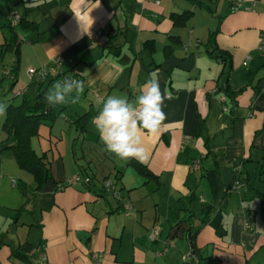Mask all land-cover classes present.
<instances>
[{"label":"crops","instance_id":"crops-1","mask_svg":"<svg viewBox=\"0 0 264 264\" xmlns=\"http://www.w3.org/2000/svg\"><path fill=\"white\" fill-rule=\"evenodd\" d=\"M2 1L35 23L27 31L35 39L30 62L50 69L46 83L82 71L81 115L91 112L88 132L96 136L87 141L106 150L92 123L102 101H135L148 79L166 94L167 119L157 132H142L148 158L134 160L148 175L128 160L113 174L120 200L103 187L105 155L91 161L94 172L89 164L72 172L52 145L32 147L45 152L51 175L39 191L2 155L0 264H97L94 254L98 264H198L192 233L202 264H264V0ZM185 10L192 17L173 25L171 15ZM30 82L16 97L34 95ZM52 126L47 140L55 145ZM75 175L90 185H67ZM237 180L243 185L233 191Z\"/></svg>","mask_w":264,"mask_h":264},{"label":"trees","instance_id":"trees-1","mask_svg":"<svg viewBox=\"0 0 264 264\" xmlns=\"http://www.w3.org/2000/svg\"><path fill=\"white\" fill-rule=\"evenodd\" d=\"M21 0H11L12 7H16ZM193 4H197L198 6L201 5L198 0H188ZM10 10H15L13 8L8 9L7 11H4L2 14L5 18V23L0 26V29L2 31L3 36V42L0 44V59L2 58L3 54L6 51H11L14 53L16 57V62L12 65V68L9 70V72L5 69H3V75L7 76L11 83H10V90L17 82V76H18V57L20 54V39H19V32H27L30 30V28L35 24L34 22L28 21L25 17H22L20 13L18 12L20 18L18 20V23L15 26H12L8 19L6 18L7 13ZM193 15L192 11L185 10L182 13L179 14H172V22L175 26H182L185 24V22L190 19ZM6 29V32L4 31ZM33 36H30V43L33 42ZM24 41V39H23ZM151 44V42H150ZM209 51V50H208ZM210 52V51H209ZM223 58V62H224ZM45 66V65H41ZM40 67V66H38ZM35 67V68H38ZM48 68V67H47ZM77 68V67H73ZM61 74L63 76V79L65 76H67L71 70ZM49 69V68H48ZM79 69V68H78ZM228 72H226L227 75ZM48 78H46L43 81H31L30 84L35 88V93L33 96L28 97L27 99H22L20 103L14 104L10 103L8 104L7 108V115L6 118H3L2 121V132L4 134V139L0 141V159L2 155H8L13 157L15 160L17 166L19 169L23 170L24 172L31 175L33 180V190L39 191L43 188L44 184L47 180L51 178L49 166L47 165L45 161V152H42L41 154H37L34 149L31 146V139L33 137L38 136L39 128L42 124H49L51 125L57 118L58 113L61 109H59V106H56L55 108H51L48 106L46 101L44 100L45 94L50 89V86L53 84L52 80L46 83ZM62 79V80H63ZM226 80V77H225ZM228 85L226 83V87L224 88L225 91H228ZM91 118V112H87L81 116H79L77 119L73 121L72 124L75 125V127L79 126L80 128H85ZM87 133V138L89 140L96 139V136L92 132ZM128 165H131L134 167L138 172H140L143 175H148L147 171H145L146 168L139 162H137L134 159H129L127 161ZM84 177V176H82ZM89 178V177H88ZM107 181V180H106ZM91 179L89 178V183H84L86 185H90ZM112 183V182H111ZM105 184V181L103 182ZM114 185V184H113ZM104 187V185H103ZM105 189V187H104ZM106 190V189H105ZM119 191V190H118ZM111 195H113L112 191H107ZM120 195V192H118ZM113 197H115L113 195ZM116 198V197H115ZM118 199V198H116ZM121 199V195H120ZM118 199V200H120ZM128 203L130 208H126L125 204ZM122 205L125 208V213H128L131 209V204L128 201H124ZM158 234V232H157ZM194 235L191 234V254L197 255L198 264H202L201 257L199 256V249L195 247L193 242ZM191 254L188 255V259L192 256Z\"/></svg>","mask_w":264,"mask_h":264},{"label":"clouds","instance_id":"clouds-1","mask_svg":"<svg viewBox=\"0 0 264 264\" xmlns=\"http://www.w3.org/2000/svg\"><path fill=\"white\" fill-rule=\"evenodd\" d=\"M85 90L83 80L65 77L57 80L44 96L49 107L75 104ZM166 94L159 82L148 79L141 87L135 101L127 97L108 96L102 101V108L92 123L99 132V138L108 152L121 160L137 159L145 162L148 158L142 146V132H157L167 119L163 111ZM8 105L0 103V117L6 118Z\"/></svg>","mask_w":264,"mask_h":264},{"label":"rangeland","instance_id":"rangeland-1","mask_svg":"<svg viewBox=\"0 0 264 264\" xmlns=\"http://www.w3.org/2000/svg\"><path fill=\"white\" fill-rule=\"evenodd\" d=\"M4 11H6V4L2 0H0V26H2L6 22L2 14ZM4 31L6 32V29H4ZM30 36L31 32H19V39L21 41L20 49L21 51L22 48L24 49L22 51V58L19 56L17 59L19 67L17 76L18 80L11 90V81L7 76L3 75L2 69H5L9 72L14 62H16V57L13 52L6 51L0 59V103L7 104L8 100L11 98L13 99L15 104L20 103L22 96L13 97V93L20 90V83L26 85L28 81L26 65L31 63L33 67H37L35 63L30 62L31 52L30 49H28ZM2 42L3 36L2 31L0 29V44ZM51 87L52 85L50 86V88ZM83 106L84 105L80 103V101L75 104L69 103L68 105L59 106V109L61 110L58 113V116L54 123H52L53 126L51 128V136L49 137H57V139H60L61 142H57V144H55L57 146L49 143L47 140V136L49 135L50 130L49 124H42L40 126L41 135L38 138L35 137L32 139V147L39 153L40 149H43L44 146L45 148H49V145H52V150L55 151V154H60L62 160L65 162V165L67 166V168H71L72 172L76 171V169L78 168L77 165H79V169H82L83 171V168L86 166V164H89L90 169L94 172V164L91 161H93V159L101 158L105 155L108 158L107 162H110L108 163L109 165L106 166L108 167V170H104L106 172L104 175L108 176L107 181L112 182V184H117V181L113 174L116 173V170L119 171V174H123L125 172L123 169L125 162L116 157L114 154L108 151L106 152V150L101 146V144H92L87 141L86 131L89 130L87 126L85 128H80L79 126L75 127V125L71 124L70 122L74 119H77V117L82 114ZM3 118L4 117H0V140L3 138L4 135L1 129ZM40 144L42 146H40ZM48 153L50 155L51 152H49L48 150ZM105 164L106 162L101 164V166ZM104 175H97V178L95 180L96 185L98 184V182H100L102 176ZM134 176L135 178H137V180H142V177L137 175ZM134 181H136V179Z\"/></svg>","mask_w":264,"mask_h":264},{"label":"built area","instance_id":"built-area-1","mask_svg":"<svg viewBox=\"0 0 264 264\" xmlns=\"http://www.w3.org/2000/svg\"><path fill=\"white\" fill-rule=\"evenodd\" d=\"M238 7H239V3L238 2L232 3V5L230 7V10L231 11L237 10ZM6 18L8 19L9 23L12 26H15L18 23V20H19L20 16H19V14H18V12L16 10H10L7 13ZM99 35H100V32L93 33L92 37L93 38H97ZM55 62H56L57 65H59L61 60L59 58H56ZM27 74H28L29 78L31 79V81H33V82L34 81L35 82L36 81H43V80H45L46 78L49 77L50 69H48L46 66H40L38 68L30 67V68L27 69ZM83 76L84 75H83V73H82V71L80 69L73 68L71 70V72L65 77H70V78H73V79H76V80H82ZM19 94H20V92L16 91L15 93H13V97L18 96ZM193 167L194 168H199V164L197 162H195L193 164ZM66 182H67V185H72V184H76V183H89V178L87 176L86 177H82V176H79V175H75L72 178H69ZM242 185L243 184L240 183L239 180H237V181H235L232 184L231 190L236 191ZM104 187H105L106 191H112L113 195L116 198L120 199V195L118 193L119 189L117 188L116 185H113L110 181H105ZM125 206L128 209L130 208L128 203H126ZM246 226L248 227V224H246ZM156 235H157V231L156 230H152V232L150 233L149 237L151 238V240H153L156 237ZM93 259H94V262H96L97 264L100 262V258L96 254L93 255Z\"/></svg>","mask_w":264,"mask_h":264},{"label":"water","instance_id":"water-1","mask_svg":"<svg viewBox=\"0 0 264 264\" xmlns=\"http://www.w3.org/2000/svg\"><path fill=\"white\" fill-rule=\"evenodd\" d=\"M189 244H190V246H192V243L191 242Z\"/></svg>","mask_w":264,"mask_h":264}]
</instances>
